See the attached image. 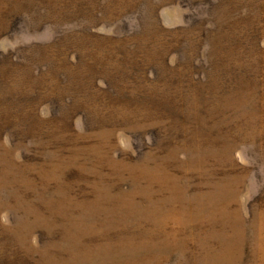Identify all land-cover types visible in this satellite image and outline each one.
<instances>
[{
  "label": "rangeland",
  "instance_id": "374dc122",
  "mask_svg": "<svg viewBox=\"0 0 264 264\" xmlns=\"http://www.w3.org/2000/svg\"><path fill=\"white\" fill-rule=\"evenodd\" d=\"M0 119V254L264 264V0H0Z\"/></svg>",
  "mask_w": 264,
  "mask_h": 264
},
{
  "label": "trees",
  "instance_id": "16d2710c",
  "mask_svg": "<svg viewBox=\"0 0 264 264\" xmlns=\"http://www.w3.org/2000/svg\"><path fill=\"white\" fill-rule=\"evenodd\" d=\"M39 55L44 56L45 52L43 51H38ZM92 60H96V58H92ZM101 61V60H99ZM63 74H59L57 73V77L62 76ZM66 78V75H65ZM78 80V78H74L73 82H82L85 81V78L80 80V81H75ZM5 125V121L0 119V126ZM20 257L16 254V255H12L11 253L5 251L3 253L0 254V264H23L22 261H20Z\"/></svg>",
  "mask_w": 264,
  "mask_h": 264
}]
</instances>
